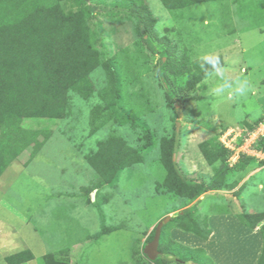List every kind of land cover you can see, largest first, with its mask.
Listing matches in <instances>:
<instances>
[{"label": "rangeland", "instance_id": "1", "mask_svg": "<svg viewBox=\"0 0 264 264\" xmlns=\"http://www.w3.org/2000/svg\"><path fill=\"white\" fill-rule=\"evenodd\" d=\"M145 1L156 18L157 33L171 39L180 53L194 60L220 55L224 66L186 98L169 100L158 73L161 56L157 49L137 45V22L128 0H81L91 11L88 25L102 61L119 63L115 67L124 99L116 107L117 120L90 135L91 109L107 86L106 71L99 67L91 74L93 97L84 100L70 92L66 117L24 120L25 128L49 130L51 136L30 164L26 149L0 178V203L12 212L3 221L7 224L0 239L15 240V229L26 224L31 234L36 232L24 237L36 260L55 253L71 264H197L183 251L159 262L160 255L152 261L144 252L157 224L187 208L200 225L208 217L214 235L207 240L225 245L229 264H239L244 245L250 248L248 255L259 254L261 235L244 227L238 215L264 211V170L257 171L264 165L255 162L245 171L233 170L227 180L234 189L208 191L193 204L157 191L156 184L166 176L160 162L163 138L177 139L174 162L183 178L208 183L214 167L203 158L200 145L217 146L227 129L242 132L264 119V0H220L178 12L160 0ZM112 136L140 151L143 161L120 172L110 185L91 191L97 176L87 158L99 141ZM148 140L152 146H146ZM224 209L227 218L217 215ZM179 222L165 225L166 236L203 248L217 264L203 239L178 228ZM0 264H5L1 255Z\"/></svg>", "mask_w": 264, "mask_h": 264}, {"label": "trees", "instance_id": "2", "mask_svg": "<svg viewBox=\"0 0 264 264\" xmlns=\"http://www.w3.org/2000/svg\"><path fill=\"white\" fill-rule=\"evenodd\" d=\"M160 1L169 11L178 12L220 0ZM128 7L137 22V45L151 51L157 49L161 56L158 73L169 100L186 98L223 68L222 56L194 60L187 53H180L167 36H160L155 30L156 18L145 0H128ZM90 12L81 6V0H0V178L26 149H30L26 165L30 164L50 139L51 131L27 129L23 126L24 120L66 117L70 110V92L84 100L93 97L95 86L91 74L99 67L106 71L107 86L100 102L91 109L89 134L95 135L117 120L116 107L124 99L121 77L115 67L119 63L114 59L102 61V53L95 46L88 25ZM152 145L148 140L146 146ZM160 146V162L166 176L157 182V191L185 198L189 204L208 191L234 189L236 186L228 182V175L233 170L245 171L256 162L254 158L242 156L231 167L229 151L222 144L213 146L205 142L200 150L205 161L214 167V176L208 183L193 182L183 178L173 160L177 139L163 138ZM258 147L264 151V139ZM142 161L141 152L120 137L99 141L97 150L87 158L97 176L91 191L110 185L120 172ZM191 213V208H187L171 221L180 220L178 228L207 240L212 233L208 217L200 225ZM218 213L229 214L225 209ZM238 219L247 229L259 230L263 247L257 264H264V212L243 211ZM155 231L156 227L150 241ZM159 245L157 262L172 260L177 257L176 251H183L188 260L197 264H215L203 248H190L166 236V226L162 228ZM33 259L35 256L30 250L5 257L7 264H25ZM39 264L71 263L68 258L47 253L39 259Z\"/></svg>", "mask_w": 264, "mask_h": 264}, {"label": "crops", "instance_id": "3", "mask_svg": "<svg viewBox=\"0 0 264 264\" xmlns=\"http://www.w3.org/2000/svg\"><path fill=\"white\" fill-rule=\"evenodd\" d=\"M262 170H264V166H261L260 168H258L257 171H262ZM261 181L264 182V177ZM260 186L263 187V189H264V185L260 184ZM0 205H2V206H0V208H1L0 209V231H2V230H6V229L1 228V227H6L5 225L7 224L6 222H3V221H5L6 218H10L12 216V212L6 205H4V203H0ZM260 212H264V211H260ZM222 216H224L223 218H227L228 215H222ZM209 224H210L211 229L213 230L211 223H209ZM25 225L26 224H24V226L21 225L20 228L15 229V237L16 238H15V240H13L14 242L7 240V236L0 239V255L3 257L5 264H7L5 261V257H7L9 255H13V254L19 253V252L24 251V250L32 251L29 248V244H28L29 240L27 241L25 238H26V236H29V234H30V236H33V234L35 235L36 232H35V230L32 229V231H34L35 233L31 234V232H30L31 228L27 227ZM252 231L258 232L260 234L258 229L252 230ZM212 233L214 235V231ZM203 241L204 242H202V244H203L204 248L206 247L210 251V253L213 254V257H215L217 260V264H229L230 263L231 260L229 259V257H226V256H228L227 252L229 250L224 249L225 245L219 244V243L214 244L215 242L211 243L212 242L211 239H209V240L203 239ZM42 245H44V244H42ZM228 247L231 248V246H228ZM244 247L246 249L244 250L243 255L237 259L239 264L240 263H242V264H257L259 256H260L261 251H262L263 243H262L261 248L259 249L260 250L259 254L255 255V257L248 255L249 251H250V248H248V245H244ZM9 252H13V253L8 255ZM32 253H33V251H32ZM45 254H47V253H45ZM44 255H42V256H44ZM39 259L38 260L33 259L32 261H29L28 263H25V264H32L34 261H36L37 264H39Z\"/></svg>", "mask_w": 264, "mask_h": 264}, {"label": "built area", "instance_id": "4", "mask_svg": "<svg viewBox=\"0 0 264 264\" xmlns=\"http://www.w3.org/2000/svg\"><path fill=\"white\" fill-rule=\"evenodd\" d=\"M222 135L224 139L221 144L229 151L228 163L231 167L236 165L242 156L254 158L259 163L264 162V151L258 147L264 139V119L253 129L242 132L227 129Z\"/></svg>", "mask_w": 264, "mask_h": 264}, {"label": "water", "instance_id": "5", "mask_svg": "<svg viewBox=\"0 0 264 264\" xmlns=\"http://www.w3.org/2000/svg\"><path fill=\"white\" fill-rule=\"evenodd\" d=\"M174 157L175 154L173 155V160L175 161ZM170 220H171V216H167L157 224L154 239L145 246L144 252L152 261L155 260L160 255L158 247L160 243L162 228L168 222H170Z\"/></svg>", "mask_w": 264, "mask_h": 264}]
</instances>
